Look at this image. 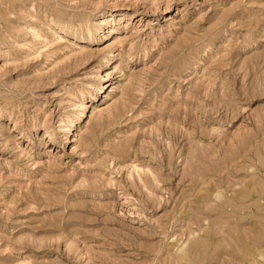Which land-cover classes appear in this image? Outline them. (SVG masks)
<instances>
[{"label": "rangeland", "instance_id": "374dc122", "mask_svg": "<svg viewBox=\"0 0 264 264\" xmlns=\"http://www.w3.org/2000/svg\"><path fill=\"white\" fill-rule=\"evenodd\" d=\"M0 264H264V0H0Z\"/></svg>", "mask_w": 264, "mask_h": 264}, {"label": "bare ground", "instance_id": "6f19581e", "mask_svg": "<svg viewBox=\"0 0 264 264\" xmlns=\"http://www.w3.org/2000/svg\"><path fill=\"white\" fill-rule=\"evenodd\" d=\"M108 87V86H107ZM72 120H73V118H72ZM254 245V244H253ZM196 252V251H195ZM196 258V257H195ZM195 261V260H194Z\"/></svg>", "mask_w": 264, "mask_h": 264}]
</instances>
